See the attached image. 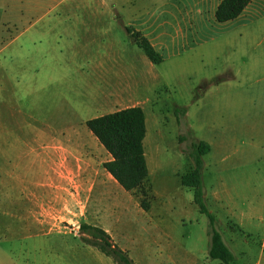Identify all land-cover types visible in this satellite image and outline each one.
<instances>
[{"label": "rangeland", "instance_id": "374dc122", "mask_svg": "<svg viewBox=\"0 0 264 264\" xmlns=\"http://www.w3.org/2000/svg\"><path fill=\"white\" fill-rule=\"evenodd\" d=\"M218 2L0 0V56L34 128L0 139V264H115L81 224L104 229L135 264H222L180 182L199 140L210 147L204 203L229 264H264V28L216 22ZM123 25L163 60L149 62ZM133 105L148 175L126 191L97 139L72 131Z\"/></svg>", "mask_w": 264, "mask_h": 264}, {"label": "trees", "instance_id": "16d2710c", "mask_svg": "<svg viewBox=\"0 0 264 264\" xmlns=\"http://www.w3.org/2000/svg\"><path fill=\"white\" fill-rule=\"evenodd\" d=\"M250 1L220 0L214 10V20L225 22L234 19ZM124 29L151 63L155 64L163 60L161 54L139 31L131 26H124ZM85 125L110 155V159L104 161L102 167L124 190L138 188L148 175L143 149L146 126L142 108L133 105L94 116L87 119ZM209 148V144L201 140L190 143V150L186 154L192 163V169L180 176V182L183 186L193 189V202L209 219L208 256L220 260L222 264H229L234 259V255L215 229L213 216L204 203L202 156ZM140 206L143 210L149 208V204L144 200L140 201ZM80 228L84 232L88 231L91 237L83 236L82 240L97 247L106 256H110L115 264H135L125 250L111 241L104 229L90 224H81Z\"/></svg>", "mask_w": 264, "mask_h": 264}, {"label": "crops", "instance_id": "0c3cea01", "mask_svg": "<svg viewBox=\"0 0 264 264\" xmlns=\"http://www.w3.org/2000/svg\"><path fill=\"white\" fill-rule=\"evenodd\" d=\"M213 16H214V13H213ZM161 17L162 16L160 15L159 19ZM151 20H152V22H155V23H157L159 21L158 17H153V18L151 17ZM225 22H229L228 24H231L232 27H234V28H237L238 26H243V27H249L250 26L253 29H255L257 27L258 28H264V0H251L244 7L242 12L237 17H235L232 20L225 21ZM222 23H224V22H222ZM124 26H131V25H123V29H124ZM134 30L139 31L137 29H134ZM126 34H128L129 37L131 38L129 33L126 32ZM143 36H145V35H143ZM133 41H134V39H133ZM149 42L151 43L150 40H149ZM134 43H135V41H134ZM152 46L154 47L153 44H152ZM1 49H2V47H0V50ZM96 68L98 70L100 68L105 69L104 64H102L101 62L97 63ZM18 99L19 98L17 96L15 85L12 82L10 75H9V73H8V71L4 65V62L2 61V58L0 56V139L4 138L5 136L9 137L12 135H15L16 136L15 138H19V131L23 130V129L27 130L28 132L31 130L34 131V128H31L28 120L26 119V116L24 115V113L21 109L20 102ZM87 119H89V118H84L81 121V124H80L81 127L79 128V131H75V130L72 131L73 134H75L74 136H76V134H79V133L80 134L81 133L92 134L91 132H88L84 127V126H86L85 121ZM62 132H64V131H62ZM155 256H157V259L159 260V258H161V256H162V254L160 255V257L157 254H155ZM150 264H158V262H157V260H156V263L155 262L152 263L150 261Z\"/></svg>", "mask_w": 264, "mask_h": 264}]
</instances>
